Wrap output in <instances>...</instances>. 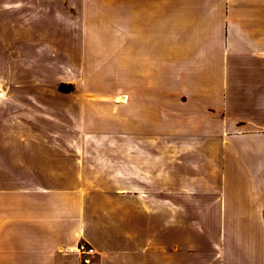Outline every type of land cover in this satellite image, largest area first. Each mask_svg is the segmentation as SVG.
<instances>
[{"label": "crops", "instance_id": "0c3cea01", "mask_svg": "<svg viewBox=\"0 0 264 264\" xmlns=\"http://www.w3.org/2000/svg\"><path fill=\"white\" fill-rule=\"evenodd\" d=\"M33 3L0 0V23ZM45 4L91 56L53 83L123 86L69 94L121 127L35 125L41 96H10L0 264H264V0Z\"/></svg>", "mask_w": 264, "mask_h": 264}, {"label": "rangeland", "instance_id": "374dc122", "mask_svg": "<svg viewBox=\"0 0 264 264\" xmlns=\"http://www.w3.org/2000/svg\"><path fill=\"white\" fill-rule=\"evenodd\" d=\"M45 0H34L28 14L8 17L2 12L0 23V127L10 125L11 107L9 98L13 94L24 95L33 93L40 97V103L45 106L44 115L49 119H36L35 125L57 127L58 125H78L80 114L95 124L98 129L96 137L107 134V131L121 127V113L112 114L105 105H93L91 110L83 111L79 108L80 102L71 98L72 93H98L119 95L123 92L121 85H66L55 84L54 81L65 77L66 72L78 73L80 69L90 64V54L76 49L65 38L63 23L55 21L48 14ZM57 6L55 7V11ZM32 13V14H30ZM53 14V11H52ZM52 19V20H51ZM116 103H122L118 101ZM41 111H37V113ZM41 114V115H42ZM82 120V119H81ZM83 123V122H82ZM94 132V131H93ZM6 133L2 134V139ZM94 135V134H92ZM179 168V188L192 187L201 190V182L185 181L189 174ZM186 200V196H182ZM200 203V202H199Z\"/></svg>", "mask_w": 264, "mask_h": 264}, {"label": "built area", "instance_id": "2783aa9c", "mask_svg": "<svg viewBox=\"0 0 264 264\" xmlns=\"http://www.w3.org/2000/svg\"><path fill=\"white\" fill-rule=\"evenodd\" d=\"M71 252L77 253L81 256H90L93 254V250L92 248H90L89 246L83 244V243H79L76 245L74 250H70Z\"/></svg>", "mask_w": 264, "mask_h": 264}, {"label": "bare ground", "instance_id": "6f19581e", "mask_svg": "<svg viewBox=\"0 0 264 264\" xmlns=\"http://www.w3.org/2000/svg\"><path fill=\"white\" fill-rule=\"evenodd\" d=\"M119 99H116V101H118Z\"/></svg>", "mask_w": 264, "mask_h": 264}]
</instances>
